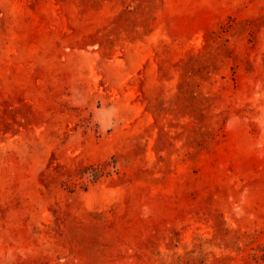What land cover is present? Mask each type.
<instances>
[{"label": "rangeland", "instance_id": "obj_1", "mask_svg": "<svg viewBox=\"0 0 264 264\" xmlns=\"http://www.w3.org/2000/svg\"><path fill=\"white\" fill-rule=\"evenodd\" d=\"M261 14L0 0V264H264V20L254 37L242 22ZM207 42L230 53L194 85L226 116L204 147L176 94Z\"/></svg>", "mask_w": 264, "mask_h": 264}, {"label": "trees", "instance_id": "obj_2", "mask_svg": "<svg viewBox=\"0 0 264 264\" xmlns=\"http://www.w3.org/2000/svg\"><path fill=\"white\" fill-rule=\"evenodd\" d=\"M264 20V15L251 16L243 20L245 28L250 30L252 37L255 36V32L259 29V26ZM223 27V26H222ZM224 31H229L230 28L224 26ZM221 42L214 46L210 42L204 44L203 48L196 53L190 54L187 58L182 60L181 67V80L178 85L177 97L183 104V109L190 111L195 116L200 125L203 126L200 134L202 141L199 142V146L208 147L214 140H218L219 134L222 131V126L225 121V117L222 112L218 114L214 121H210L211 115L206 109L209 108L212 103L213 95L205 94L201 90L195 92L194 85H196L197 77H209L211 72L215 69L214 66L218 64V61L223 60L226 55L230 53V47ZM248 66H251V62L247 60ZM214 68V69H213ZM166 136L165 131L160 132L158 141ZM113 160L111 163H114ZM109 162L89 164L82 170L88 172L89 178L96 180L103 173L108 172V165H112Z\"/></svg>", "mask_w": 264, "mask_h": 264}]
</instances>
